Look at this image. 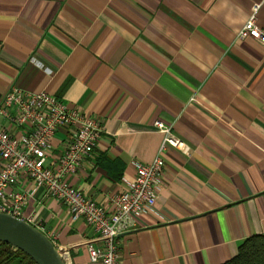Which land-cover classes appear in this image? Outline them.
<instances>
[{
	"label": "crops",
	"instance_id": "1",
	"mask_svg": "<svg viewBox=\"0 0 264 264\" xmlns=\"http://www.w3.org/2000/svg\"><path fill=\"white\" fill-rule=\"evenodd\" d=\"M256 4L264 32V0H0V102L45 91L103 128L71 186L110 212L133 163L157 156L156 121L184 142L163 151L154 210L116 238L118 264H224L264 236V45L237 37ZM23 214L70 264H91L96 233L43 189Z\"/></svg>",
	"mask_w": 264,
	"mask_h": 264
},
{
	"label": "built area",
	"instance_id": "2",
	"mask_svg": "<svg viewBox=\"0 0 264 264\" xmlns=\"http://www.w3.org/2000/svg\"><path fill=\"white\" fill-rule=\"evenodd\" d=\"M258 9L259 5L252 6L237 37H253L264 45V32L256 26ZM154 126L162 135L157 156L149 163H133L134 179L111 197L112 210L108 212L67 182L96 149L103 134L100 121L69 108L45 91L30 93L11 87L0 102V213L32 225L23 207L37 189H43L48 197L65 206L71 221L83 220L96 233L99 244L86 246L90 263L118 264L116 238L133 228L134 217L154 210L165 168L163 151L167 147H184L170 126L162 121H156ZM60 130H65L68 137L65 147L53 166H47L46 159L53 151L52 139ZM24 182L32 183L31 193L12 190ZM32 226L52 242L42 225ZM61 257L70 264L65 251H61Z\"/></svg>",
	"mask_w": 264,
	"mask_h": 264
},
{
	"label": "water",
	"instance_id": "3",
	"mask_svg": "<svg viewBox=\"0 0 264 264\" xmlns=\"http://www.w3.org/2000/svg\"><path fill=\"white\" fill-rule=\"evenodd\" d=\"M0 242L30 257L36 264H65L61 251L27 222L0 213Z\"/></svg>",
	"mask_w": 264,
	"mask_h": 264
},
{
	"label": "trees",
	"instance_id": "4",
	"mask_svg": "<svg viewBox=\"0 0 264 264\" xmlns=\"http://www.w3.org/2000/svg\"><path fill=\"white\" fill-rule=\"evenodd\" d=\"M0 264H36L23 252L0 242ZM224 264H264V236L255 235L245 240L237 255Z\"/></svg>",
	"mask_w": 264,
	"mask_h": 264
}]
</instances>
